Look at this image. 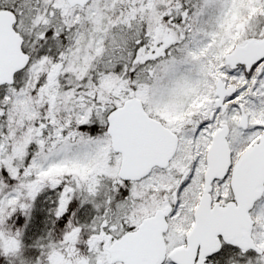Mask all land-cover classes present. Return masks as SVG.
Here are the masks:
<instances>
[{"label":"snow or ice","instance_id":"1","mask_svg":"<svg viewBox=\"0 0 264 264\" xmlns=\"http://www.w3.org/2000/svg\"><path fill=\"white\" fill-rule=\"evenodd\" d=\"M0 264H264V0H0Z\"/></svg>","mask_w":264,"mask_h":264}]
</instances>
